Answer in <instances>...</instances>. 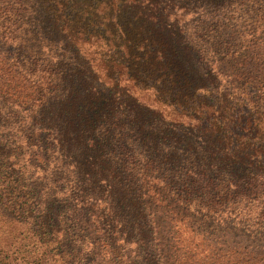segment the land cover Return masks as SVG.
Listing matches in <instances>:
<instances>
[{
  "label": "trees",
  "instance_id": "16d2710c",
  "mask_svg": "<svg viewBox=\"0 0 264 264\" xmlns=\"http://www.w3.org/2000/svg\"><path fill=\"white\" fill-rule=\"evenodd\" d=\"M1 132L0 219L45 235L60 184L128 264H264V0H0Z\"/></svg>",
  "mask_w": 264,
  "mask_h": 264
},
{
  "label": "rangeland",
  "instance_id": "374dc122",
  "mask_svg": "<svg viewBox=\"0 0 264 264\" xmlns=\"http://www.w3.org/2000/svg\"><path fill=\"white\" fill-rule=\"evenodd\" d=\"M222 69L224 71L231 70V64L227 61L223 63ZM16 125V124H15ZM7 133V131H3ZM3 132L0 133L3 134ZM39 140L40 137H38ZM30 145H35L37 140L35 138L30 139ZM40 143V141H39ZM22 148V147H20ZM18 161L15 163L17 167L23 166L28 161V153L23 149L17 151ZM32 157L30 162L36 168L31 169L28 173H33V180L41 179L43 177V169L45 165L42 162L37 161L34 156L35 151L31 153ZM48 173V172H46ZM39 185L40 192V209L44 210L47 206L46 203L53 202L54 208L58 210L56 221H48L47 224L49 228H43L47 231L45 235L39 236L36 232L37 227L34 223L21 224L17 223V215L22 202H24L25 197L22 195L18 197L16 202V208L13 210L14 221H7L5 218L0 219V249L8 252L10 254L9 264H66L68 261H72L71 264H108L109 260H113L114 264H128V261L133 260L134 262L141 255L143 251L140 250L137 254L138 257H134L135 244L134 242L126 244L122 239L116 237H110L108 242L110 246L102 247L99 244L94 243L96 236L91 234V229H88V223L85 220H81L80 214L75 212L70 215L67 212V203L65 201L66 194L59 189L57 184L56 190L53 188H48ZM37 199L32 200L31 210H35ZM54 200V201H53ZM39 201V199L37 200ZM37 209V208H36ZM54 209V211H55ZM38 210V209H37ZM39 214L33 212L32 216L36 218ZM192 222L196 224L198 230L204 231V233L211 235L214 229H217L216 233L220 235H225L226 233L232 236L240 235V230L233 229L232 225H218L216 221L213 220H202L200 217H196L189 214ZM194 216V217H193ZM33 219V218H32ZM18 221H23L19 220ZM34 221V220H33ZM31 221V222H33ZM80 229L85 228L87 233L85 234L90 239V244H83L82 238L84 237ZM94 244V249L92 245ZM134 257V259H132ZM128 259V260H127ZM139 262V261H138ZM135 264V263H134ZM137 264H145L141 261Z\"/></svg>",
  "mask_w": 264,
  "mask_h": 264
}]
</instances>
